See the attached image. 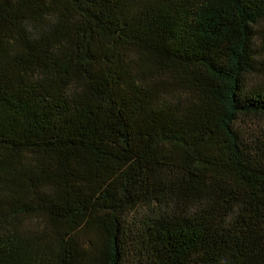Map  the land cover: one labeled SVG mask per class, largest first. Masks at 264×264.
<instances>
[{"label": "trees", "instance_id": "obj_1", "mask_svg": "<svg viewBox=\"0 0 264 264\" xmlns=\"http://www.w3.org/2000/svg\"><path fill=\"white\" fill-rule=\"evenodd\" d=\"M0 264H264V0H0Z\"/></svg>", "mask_w": 264, "mask_h": 264}]
</instances>
